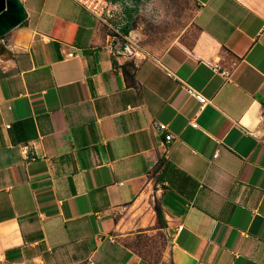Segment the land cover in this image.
<instances>
[{"label": "crops", "instance_id": "1", "mask_svg": "<svg viewBox=\"0 0 264 264\" xmlns=\"http://www.w3.org/2000/svg\"><path fill=\"white\" fill-rule=\"evenodd\" d=\"M188 1L197 40L131 61L73 0H20L0 36V264H155L131 243L155 233L167 264H264V0Z\"/></svg>", "mask_w": 264, "mask_h": 264}, {"label": "rangeland", "instance_id": "2", "mask_svg": "<svg viewBox=\"0 0 264 264\" xmlns=\"http://www.w3.org/2000/svg\"><path fill=\"white\" fill-rule=\"evenodd\" d=\"M123 1L121 6L126 5V0ZM133 2L135 3L134 0ZM166 4L172 11L173 19L163 27L149 23L137 8L129 9L126 6L123 11L122 24L112 19L107 21L111 29H117L120 32L117 34L110 29L113 42H118L122 47L124 57L132 61L143 54L159 53L171 43L183 42L191 45L197 40L199 32L192 24V16L195 10L193 3L188 0H166ZM124 27H126L127 32L123 31ZM130 60L127 59L125 64H130ZM154 207L156 208V205ZM131 241L143 256L155 264H167L160 257L162 245L158 233L152 236L141 234Z\"/></svg>", "mask_w": 264, "mask_h": 264}, {"label": "built area", "instance_id": "3", "mask_svg": "<svg viewBox=\"0 0 264 264\" xmlns=\"http://www.w3.org/2000/svg\"><path fill=\"white\" fill-rule=\"evenodd\" d=\"M75 3L80 5L96 19L102 23H107L108 20H116L120 24L123 22V16H121L117 10V6H121V2L118 0H73ZM119 24V25H120ZM71 53H68V56H71ZM185 89L189 95L194 97L201 105L209 103V100L206 99L201 93L192 87L185 84ZM159 130L166 128V124L159 123L156 125ZM171 138L170 134L165 135V139L169 140ZM182 226L179 225L177 230H181Z\"/></svg>", "mask_w": 264, "mask_h": 264}, {"label": "clouds", "instance_id": "4", "mask_svg": "<svg viewBox=\"0 0 264 264\" xmlns=\"http://www.w3.org/2000/svg\"><path fill=\"white\" fill-rule=\"evenodd\" d=\"M125 6L129 9L137 8L144 19L157 27H163L173 19L172 11L167 7L166 0H141L139 5H136L133 0H126V5L117 6L121 16H123Z\"/></svg>", "mask_w": 264, "mask_h": 264}, {"label": "water", "instance_id": "5", "mask_svg": "<svg viewBox=\"0 0 264 264\" xmlns=\"http://www.w3.org/2000/svg\"><path fill=\"white\" fill-rule=\"evenodd\" d=\"M26 17L20 0H0V36L19 25Z\"/></svg>", "mask_w": 264, "mask_h": 264}, {"label": "trees", "instance_id": "6", "mask_svg": "<svg viewBox=\"0 0 264 264\" xmlns=\"http://www.w3.org/2000/svg\"><path fill=\"white\" fill-rule=\"evenodd\" d=\"M118 1H121V0H118ZM123 31H124V32H127L126 27L123 28ZM155 210L157 211V213H159V209H158V207H156ZM159 214H160V213H159Z\"/></svg>", "mask_w": 264, "mask_h": 264}]
</instances>
